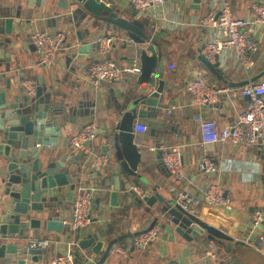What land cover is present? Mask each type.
<instances>
[{
  "label": "crops",
  "instance_id": "1",
  "mask_svg": "<svg viewBox=\"0 0 264 264\" xmlns=\"http://www.w3.org/2000/svg\"><path fill=\"white\" fill-rule=\"evenodd\" d=\"M113 5V9L128 20H138L146 31H152L157 37L161 47L159 60L160 76L162 79L171 81L172 87L168 96L162 101L165 108L154 113L149 118L139 119L145 127L150 128V139L157 138V142L164 145H181L183 170L187 178L193 179L192 192L200 195L210 184L215 183L221 187L224 196L228 200L226 206L208 207L203 200L193 208L194 215L223 230L231 237L230 241L222 245L206 236L197 235L187 240L175 232V226L161 215L160 203L157 201L150 208V214L143 212L137 205L130 204L122 191L118 193L117 200H124L123 205H109V190L106 185L109 172L103 170L108 164L95 169L97 176L90 177V163L93 165L94 157L105 151L108 135L112 134L114 127L124 110L127 109L140 90L145 85L136 82L133 74H123L114 83H103L99 88H93L87 77V70L95 58V42L99 35L107 34L114 37L110 56L118 63H124L135 52L125 47L126 37L117 26L104 20H94L92 31L84 37L90 44V53L87 54L85 65L83 61L74 66L71 71L66 64V56L69 47L75 44V30L85 32V26L81 22L77 28L72 24L64 23L61 17L64 0H0V7H13L20 9L21 15L28 18L25 23L21 20L20 30L13 29L11 33L4 35V51L8 62L0 67L5 72V77L0 78V86L4 85V79L10 78L11 89L25 87L29 90L36 84V77H50L61 94L55 99L62 107L69 99L71 103L83 101L79 108V115L74 121L53 120L56 136L55 146H46L58 155L66 153V159L76 156L79 158L80 173L76 179V188L82 184H97L101 189L95 194L98 203L92 206L93 222L84 229L72 231L68 221L71 220L72 205L64 211V226L60 232L46 230L41 223L43 232L39 229H30L25 239L19 238L9 242H18L19 246L26 245L33 238H46L48 246L43 248L41 259L44 264L57 254L66 250L77 251L83 257L84 263L74 264H98L99 258L105 250L107 242L112 238H118L101 264H160L165 260H177L184 264H264V253L258 251L244 238L249 232V223L255 209L264 212V148L261 143L249 144L241 142L233 145L228 140L223 143L203 145L200 143L198 124L193 116L201 111L205 117L213 119L217 127L232 122L237 114L246 108L247 98L241 96L238 87L247 79V75L238 66L232 52L225 50L212 63L219 73L216 76L207 69L199 60L202 56L200 47L210 38V30L201 19L213 8L211 0H201L198 7L187 6L183 0H167L161 7L150 10L146 16H140L131 5L130 0H104ZM254 0H229L232 11L237 17L251 15V3ZM36 30H45L49 33L64 32L65 38L61 48L57 51L55 63L45 68L39 63V52L31 41V34ZM258 33H260L258 31ZM264 66V41L254 54V66L251 78L257 76V72ZM195 68H200L201 73L196 75ZM199 76L205 84L223 89L217 95L216 100L202 107L191 105L189 95L185 90L186 83L192 78ZM264 78H255L256 80ZM30 89V90H32ZM173 107L170 113L167 109ZM94 121L99 129L95 140L84 151H73L67 144L69 135L75 133L85 123ZM135 124V123H134ZM134 142H138L143 131H135ZM58 135V136H57ZM40 148V147H39ZM202 155L211 157L219 165V170L210 175L197 173V162ZM152 157V156H151ZM1 160V158H0ZM162 161V160H161ZM93 162V163H92ZM139 167L141 174L151 184H158V188L151 187V191H157L166 200L174 199L175 191L180 186L171 178V175L163 176L155 168L153 159L151 164ZM94 166V165H93ZM104 180H103V179ZM132 186L140 189L145 188L141 181H134ZM1 187L0 216L3 211L2 203L6 199ZM146 206H144L145 208ZM157 216L159 224L158 237L145 249L138 248L133 244V236L120 238L127 232L141 231L145 229L153 218ZM90 234V236H89ZM104 235V236H103ZM104 237L103 245L98 254L88 252L91 241ZM228 248V252L224 250ZM214 254L216 258H213ZM24 258V264H34L24 256L10 258V264H17L19 258ZM0 258V264H5ZM225 260V261H223ZM81 262V261H80Z\"/></svg>",
  "mask_w": 264,
  "mask_h": 264
},
{
  "label": "water",
  "instance_id": "2",
  "mask_svg": "<svg viewBox=\"0 0 264 264\" xmlns=\"http://www.w3.org/2000/svg\"><path fill=\"white\" fill-rule=\"evenodd\" d=\"M64 1L66 4L62 7L60 18L64 23L72 24L74 28L82 22L86 32L75 30V44L69 47L66 56V64L71 71L79 61H83V65L86 63L85 59L91 46L84 37L92 31L94 20H104L120 28L126 37L124 46H128L129 51H134L140 61L136 82L145 87L137 92L127 109L122 112L113 133L108 135L105 148L108 152V166L103 170L110 173L104 177L109 179L106 185L109 190V205L124 204V200H117L121 191L130 204L137 205L147 214H150V208L157 201L161 204L160 213L175 226V232L183 238L190 240L201 235L221 245L230 241L231 237L220 228L183 210L173 199L166 200L157 191H151V187L158 188L159 185L151 184L148 188L149 181L139 171L141 162L146 161L142 164L146 166L151 164L149 160L152 158L158 172L163 176L170 174L161 161L158 150L160 142L156 141L157 138L150 139V128L145 127L138 142H134L133 133L134 123H141L139 119L149 118L166 107L162 99L169 95L172 87L171 81L160 76L161 47L155 34L146 31L138 20H128L120 16L113 9V5L104 0ZM183 1L187 6L197 8L201 0ZM22 19L25 23L28 22V18L21 15L20 9L0 7V67L8 62L4 51V35L11 33L13 29L20 30ZM199 60L219 76L215 66L206 58L200 56ZM8 71L9 67H6L4 72L1 71L0 78L5 77V72ZM262 75L264 66L262 72L252 79L256 80L255 78ZM35 77L37 81L32 90L21 87L13 91L10 78H5L4 85L0 86V185L6 197L0 216V258L6 259L5 264H10L9 259L15 256H24L34 264H44L41 259L43 249L30 248L27 244L19 246L18 242L9 241L25 239L30 229L37 228L42 233L41 223L46 230L60 232L64 226V211L67 206L72 205L76 179L80 173L78 165L81 152L67 160L66 153L58 155L55 151L46 149V146H55L53 120L62 118L74 121L75 116L79 115L83 101L71 103L69 99L61 107L55 98L63 94L52 79L32 76V80ZM245 82L246 80L239 85ZM93 165L90 163L91 171H94L90 176L92 178L98 175L95 169L100 168L94 163ZM171 178L178 183L174 176ZM136 180L145 184L141 194L133 189L132 183ZM98 202L99 199L95 198L94 203ZM153 215L145 229L127 232L120 238L131 237L149 229L157 221V216L154 213ZM117 239L112 238L107 242L98 264L102 263ZM103 240L104 237L91 241L88 252L98 254ZM224 251L229 250L226 248ZM17 264H24V258H19Z\"/></svg>",
  "mask_w": 264,
  "mask_h": 264
},
{
  "label": "built area",
  "instance_id": "3",
  "mask_svg": "<svg viewBox=\"0 0 264 264\" xmlns=\"http://www.w3.org/2000/svg\"><path fill=\"white\" fill-rule=\"evenodd\" d=\"M167 0H130L131 5L140 16H146L150 10L161 7ZM212 10L201 19L207 24L211 32L210 38L205 40L200 53L210 63H214L223 51L232 52L238 66L247 75L246 82L238 87L241 96L247 98L246 108L239 112L236 118L218 128L216 122L201 111L194 113L193 119L198 124L200 143L203 145L213 143L231 142L238 145L241 142L249 144L261 143L264 148V78L253 80L250 75L254 66V54L264 41V0H254L251 3V15L237 17L234 15L229 0H211ZM258 31L260 33H258ZM31 41L39 52V63L45 68L51 67L56 60L57 51L61 48L65 38L64 32L49 33L45 30H36L31 36ZM114 37L112 35H99L95 42V58L88 67L87 77L90 85L97 89L103 83L117 82L123 74L137 75L140 72V61L137 54L130 56L124 63H118L111 56ZM196 75L201 73L200 68H195ZM29 89L32 85L28 84ZM191 105L202 107L213 103L221 88L207 85L196 76L185 85ZM173 107L167 109L170 113ZM133 130L144 131L145 125L135 123ZM99 132L94 121L85 123L75 133L67 138V144L73 151H84L95 140ZM160 157L171 176H174L180 186L175 191L174 202L183 210L192 212L193 208L203 200L208 207L226 206L227 198L221 187L210 183L198 195L192 192L193 179L187 178L183 170L181 145L158 146ZM105 153L94 157V164L101 166L107 162ZM199 175H210L219 170L216 160L202 155L197 162ZM140 193L142 189L133 186ZM100 190L97 184H82L77 187L72 200L71 220L68 221L72 231L87 228L93 222L92 206L95 194ZM1 196V187H0ZM163 216V214L161 213ZM159 224L156 221L149 229L133 236V244L145 249L158 237ZM244 240L258 251L264 253V212L255 209L249 223V232ZM49 240L46 238H33L27 242L30 248H45ZM216 258L214 254H211ZM48 264H74L70 250L55 255ZM160 264H184L177 260H165Z\"/></svg>",
  "mask_w": 264,
  "mask_h": 264
},
{
  "label": "trees",
  "instance_id": "4",
  "mask_svg": "<svg viewBox=\"0 0 264 264\" xmlns=\"http://www.w3.org/2000/svg\"><path fill=\"white\" fill-rule=\"evenodd\" d=\"M261 72H262V68L259 70V72H257V74H260ZM72 255H73V262L74 263H84L82 255L79 254L77 251L72 250Z\"/></svg>",
  "mask_w": 264,
  "mask_h": 264
}]
</instances>
